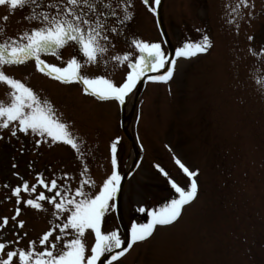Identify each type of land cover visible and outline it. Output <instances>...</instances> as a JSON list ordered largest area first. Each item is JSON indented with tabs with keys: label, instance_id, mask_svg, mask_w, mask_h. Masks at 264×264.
Masks as SVG:
<instances>
[{
	"label": "rangeland",
	"instance_id": "rangeland-1",
	"mask_svg": "<svg viewBox=\"0 0 264 264\" xmlns=\"http://www.w3.org/2000/svg\"><path fill=\"white\" fill-rule=\"evenodd\" d=\"M133 2L131 22L119 25L118 16L109 17L120 27V34H113L115 48L101 63L82 67L84 77L104 76L118 84L131 69L112 57L136 54L128 42L133 38L161 43L169 53L156 16L142 0ZM249 2L254 8L243 7L242 0H165L164 20L177 48L205 35L214 46L207 54L181 58L168 87L150 85L140 96L129 124L131 132L127 131L135 136L143 161L125 184L123 213L130 225L149 222L150 216L139 208L150 212L177 198L171 181L186 189L190 186V178L179 175L183 170L177 158L190 170H199V192L178 223L158 227L152 239L133 247L116 264H264V0ZM238 5L240 15L231 17L229 13ZM27 14L28 9L13 12L9 6H0V29H6L7 37H17L37 27L28 22ZM229 19L236 23L230 24ZM5 38L0 35V42ZM62 57L43 55L42 59L66 67L79 53L67 47ZM4 71L33 88L42 100L50 101L83 142L82 159L70 145L45 143L37 147L38 137H11L8 130H0L5 137L0 140V225L5 217L9 221L0 229V241L24 237L6 251L28 249L31 241L37 242V251H43L42 235L51 222L61 220L54 217L55 210L48 203L46 212L18 205L12 189L27 180L30 186L36 184L40 173L49 182L67 173L76 178L71 181L73 189L79 186L82 174L100 185L112 171V141L120 139L117 156L122 176L135 160V149L120 127L122 113L116 103L93 101L92 95L85 94L84 85L63 84L41 74L34 60L5 66ZM10 92L9 86L0 83V101L9 102ZM133 99L126 105V115L135 105ZM17 172L23 180L14 174ZM41 191H45L42 186L36 194L22 193V197L34 199ZM17 207L21 215L13 220ZM20 220L25 222L23 229L18 226ZM110 221L108 230L119 228L114 217ZM94 242L89 231L85 236L89 252ZM61 248L63 242L58 244V250Z\"/></svg>",
	"mask_w": 264,
	"mask_h": 264
},
{
	"label": "snow or ice",
	"instance_id": "snow-or-ice-1",
	"mask_svg": "<svg viewBox=\"0 0 264 264\" xmlns=\"http://www.w3.org/2000/svg\"><path fill=\"white\" fill-rule=\"evenodd\" d=\"M157 19L160 17L162 0H142ZM243 7L254 8L249 0H242ZM0 6H9L15 10L28 9L26 19L37 27L23 31L17 37H7L6 29H0V35L6 38L0 42V83L11 89L9 102L0 101V130H8L11 137L18 134L38 137L35 140L37 147L49 143H63L83 159V142L73 134L70 125L63 122L57 115L50 101L41 97L26 83L6 74L5 66L24 65L35 61L36 70L63 84L80 83L84 85L85 94L97 97L101 101H116L121 106L125 105L130 95L145 78L155 83L169 84L177 70V62L181 59H192L201 54H207L214 46L209 36H204L200 41H188L178 48L174 57L166 52L161 43L146 42L143 39L133 38L128 41L136 50V54H116L112 57L119 65L127 64L131 71L126 81L117 84L114 80L100 76L86 78L81 74L84 66L99 64L102 58L115 48L113 34H120V27L114 26L109 20L110 16H118V24L125 25L134 18L131 10L133 0H0ZM237 8L231 10L229 15H240ZM119 9V11H117ZM7 21L8 17L4 18ZM230 24H235V19H229ZM239 26H237V31ZM253 40L254 37H249ZM74 47L79 53V58L73 57L67 61L66 67H60L42 59L43 55H51L62 59V50ZM105 65L107 61L104 60ZM165 69L167 71L165 72ZM150 73H161L152 75ZM0 134V140H4ZM120 139L112 141L110 145L111 174L97 185L90 176L82 174L79 186L73 189L71 181L76 178L65 173L59 178L47 181L43 173L37 175V183L30 186L28 181L12 189L17 204L38 211H47L45 203L54 208V217L61 223L51 222V228L42 235L40 247L37 251V242L31 241L28 249L14 248L6 251L11 244H18L19 240L0 243V264H99L101 257L111 254L107 264H114L125 257L138 243L151 239L158 227L172 226L180 220L186 206L191 205L198 196L199 186L196 177L198 170H190L178 158L177 165L190 178V186L186 189L176 181H171V186L178 194L170 202L163 204L159 209L139 208V212L150 216L149 222L133 223L130 226V235L122 237L119 228L105 230V218L111 210H118L117 198L121 192L124 177L120 172L117 156ZM13 168L17 165L13 164ZM159 168V165H157ZM160 172L168 173L159 168ZM84 165V173H87ZM17 177L20 174L14 173ZM23 180V177H20ZM41 191L35 198L24 199L22 193L30 196ZM5 187H8L5 185ZM90 189V190H86ZM45 192L52 193L46 195ZM21 215V208L15 209L16 220ZM8 218H3L0 229L6 227ZM20 229L25 227L23 220L18 221ZM59 232V235H55ZM94 234V245L89 255L85 243L86 234ZM27 236V233L24 234ZM72 237V238H68ZM63 242V248L58 250V244Z\"/></svg>",
	"mask_w": 264,
	"mask_h": 264
},
{
	"label": "bare ground",
	"instance_id": "bare-ground-1",
	"mask_svg": "<svg viewBox=\"0 0 264 264\" xmlns=\"http://www.w3.org/2000/svg\"><path fill=\"white\" fill-rule=\"evenodd\" d=\"M174 78H175V77H174ZM137 88H138V86L136 87V89L134 90V92H133L131 95L135 94ZM192 204H193V203H192ZM183 215H184V213H183ZM183 215H182V217L180 218V220L183 218ZM180 220H179V221H180ZM179 221H178V222H179ZM178 222H176V223H178ZM176 223H175V224H176ZM175 224H173V225H175ZM157 231H158V229L156 230L155 234L157 233ZM155 234H154V236H155ZM154 236H153V237H154ZM153 237H152V238H153ZM152 238H151V239H152ZM149 240H150V239H149ZM149 240H148V241H149Z\"/></svg>",
	"mask_w": 264,
	"mask_h": 264
},
{
	"label": "water",
	"instance_id": "water-1",
	"mask_svg": "<svg viewBox=\"0 0 264 264\" xmlns=\"http://www.w3.org/2000/svg\"><path fill=\"white\" fill-rule=\"evenodd\" d=\"M161 23H162V26H163V20H162V16H161ZM163 29H164V26H163ZM165 30V29H164Z\"/></svg>",
	"mask_w": 264,
	"mask_h": 264
}]
</instances>
